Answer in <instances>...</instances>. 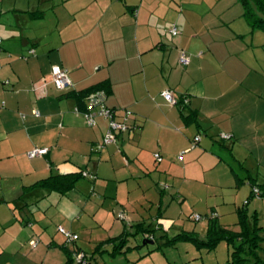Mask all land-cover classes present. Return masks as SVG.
I'll return each instance as SVG.
<instances>
[{"label": "crops", "instance_id": "0c3cea01", "mask_svg": "<svg viewBox=\"0 0 264 264\" xmlns=\"http://www.w3.org/2000/svg\"><path fill=\"white\" fill-rule=\"evenodd\" d=\"M0 42V264H19L33 236L45 244L35 251L42 264H65L63 238L51 228L89 232L97 247L126 234L119 214L131 227L145 225L139 208L149 199L133 181H153L154 171L172 184L214 188L216 220L226 229L238 225V209L249 215V205L264 203L251 198L252 185L264 184V33L250 28L236 0H0ZM55 65L68 71L70 90L55 88ZM101 83L117 119L130 112V129L97 152L108 121L89 127L74 110L85 106L77 95ZM163 90L179 104L169 106ZM33 149L47 153L29 158ZM79 172L93 178L82 176L64 196L37 189L19 200L41 179ZM160 193L157 218L172 220ZM254 210L264 227V206ZM74 245L67 250H82ZM133 258L120 261L150 263Z\"/></svg>", "mask_w": 264, "mask_h": 264}, {"label": "rangeland", "instance_id": "374dc122", "mask_svg": "<svg viewBox=\"0 0 264 264\" xmlns=\"http://www.w3.org/2000/svg\"><path fill=\"white\" fill-rule=\"evenodd\" d=\"M236 3L237 5L240 4L241 7H243V5L239 0H236ZM253 30L261 31L257 29H253ZM152 174L155 180L150 181L151 179H149V176H142V179L134 180L133 182L135 183L133 184H135L136 186L135 191L139 197L149 199V200H141L143 201L142 203L145 204V209L139 208V210L144 213V218H145L144 226L145 227L149 226L151 229L154 230L153 236L155 237L156 242H154L153 244L143 245L144 242V238H143L144 236H142L143 233L139 232L136 234L135 227H131L130 220L126 216L124 223L126 225L125 233L127 234V242H126V246L123 248V252L126 251L128 248L127 253L129 254L125 255L123 253H120L119 255L122 254L125 257L119 258L117 254L113 256L116 257L115 259H113L111 258L108 252H104L102 254H98L99 262L103 263L104 261L105 264H120L121 263L120 259L126 261L127 258L131 259L133 255L134 257L133 261L138 260L137 263L144 260H147L146 262L150 261V263L147 264H181L186 262L188 264H227L228 259L230 260V253H229V250L231 251L230 246H228L226 242L218 243L214 245V247L212 248L207 244L206 223L211 217H214V214H216L217 216V213L215 212V208L217 205H221V202H219L220 200H215V194L217 193V191L214 188H209V187H207L206 189L205 188L196 189L195 185L184 184L183 181L180 179L175 180V183L172 184L171 181L165 182V178L161 176V173L154 171ZM158 177H162L163 181L160 180L161 182H158L157 180ZM87 181H90V179ZM157 182L159 183V185H157L158 184ZM149 185H151V187H149ZM166 185L169 186V189L167 188ZM180 187L183 188L182 191H185V194L178 193V189ZM161 191H166V194L163 196V202H164L163 208L164 209L167 208V212H165L166 214H164V218L172 219L169 221H165L164 219L157 218ZM243 201L245 200H238V202H240L239 206L243 204ZM151 202H153L154 204H151ZM169 202H171V204H169ZM244 204L248 205V202L245 201ZM259 206L260 207L264 206V203H258V205L256 206L249 205V211L252 212L249 213L250 217H252L255 214L254 212L255 207L257 208ZM14 207H15V211L18 214H21V210L18 209L15 205ZM212 208H214V210H212ZM262 214L264 215L263 211ZM197 216H201L202 219L196 220ZM230 216L231 215H227V221H230ZM233 217L235 219L233 221L238 223L239 222L238 215L234 214ZM250 220L252 219L250 218L249 221ZM76 222H79V220L77 219ZM224 223L226 222L224 221ZM259 225L260 224L258 222V226ZM261 225L264 226V221L261 222ZM228 229H230L231 231H238L239 225L236 224V226L234 227L232 226L231 228ZM53 230L57 232V233L55 232L54 235L59 233L58 227L57 228L55 227L54 229L51 228L49 232L51 233ZM27 231L29 232V229L23 232L20 236H24ZM183 231H188V232H183ZM181 232L187 235H191V234L194 235L199 240V242L190 239H183L182 237L179 236L180 234H182ZM60 236H62L63 243L65 244L66 238L62 234H60ZM92 236L93 234L91 235V233L89 232H85L83 235L79 234L78 240H76V245L82 248V250H80L81 252L89 255L94 252L96 248L95 247L96 244L95 242H93ZM32 240L37 242L36 249H32L29 241L27 244L29 247L23 249L20 254L26 260L21 258L19 255L18 258L21 259L19 264H42L41 257L39 258L35 257L36 256L35 251L41 249V247L45 244H43V242H41L40 239L36 236L35 237L33 236ZM115 243H111L110 245H114ZM69 245L72 247L75 246L73 243ZM45 248L48 249V247L46 246ZM112 248L113 246H109V252L113 250ZM136 248L139 249L137 250ZM155 248H158V250L152 253L153 255L152 258L149 255L144 257H141L139 255V253H147L151 250H154ZM147 249L149 250L147 251ZM58 250L61 249H59V247L55 248L54 246L51 249V251H56V252H58ZM263 254L264 252L260 251V255L264 256ZM73 258H75V255L73 256ZM53 260L55 261V258H53ZM76 263L77 262L74 260L73 264ZM127 264H133V262H128Z\"/></svg>", "mask_w": 264, "mask_h": 264}, {"label": "trees", "instance_id": "16d2710c", "mask_svg": "<svg viewBox=\"0 0 264 264\" xmlns=\"http://www.w3.org/2000/svg\"><path fill=\"white\" fill-rule=\"evenodd\" d=\"M239 1L243 5L244 17L252 30L258 29L264 32V0ZM97 90H105L109 92L108 83H101L84 93H80L77 95L78 101L84 104L86 96ZM84 108L85 106H83V110ZM82 173L83 172L56 175L41 179L31 186L25 187L23 190V195L19 198V200H23L24 195L37 189L45 190L48 193H56L58 196H64L75 187L76 183L82 178ZM255 189L258 192V196H256V193L254 192ZM255 197L264 198V184L259 187L252 185L251 198ZM237 215L239 218L238 231H231L222 227L216 220V217L210 218L207 221V244L212 248L218 243L226 242L231 249L230 264H264V256L260 255V251L264 252V227L258 226V216L254 214L252 217H250L245 208L238 209ZM250 218L252 220L249 221ZM134 227L136 234L141 232L143 235L149 234L153 236L154 230L149 226L145 227L143 223L136 224ZM179 236L183 239H190L199 242V240L192 234L187 235L182 233ZM148 241L151 240L144 239V242ZM126 242L127 234H125L123 237L102 242L95 248V251L92 254L89 255L85 253V255L87 256L88 262L90 264H101L98 261V256L96 255L97 253L102 254L104 252L103 247L106 244L115 243L112 248L113 250L109 253L110 256H115L122 252L123 248L126 246ZM152 242H156L154 236ZM158 248H155L154 250ZM64 250L66 253L65 264H73L75 260L73 256L80 252V249L76 247L74 250L68 251L65 245Z\"/></svg>", "mask_w": 264, "mask_h": 264}, {"label": "built area", "instance_id": "2783aa9c", "mask_svg": "<svg viewBox=\"0 0 264 264\" xmlns=\"http://www.w3.org/2000/svg\"><path fill=\"white\" fill-rule=\"evenodd\" d=\"M169 33L175 37L178 35V30L176 27H173L172 29L169 30ZM33 52L34 51L31 50L29 53L33 54ZM178 61H179V64L181 66L185 67L190 63V57L188 56V54L186 52L182 51L180 53ZM51 78H52V82H53L55 88L59 91L63 92V91L70 90L72 88V82L69 79L68 71L66 69L60 67V66L55 65V66L51 67ZM161 96L164 98V100L166 101V103L169 106H176L180 102L174 97L172 91H170V90H163L161 92ZM106 100H107L106 91L105 90H97V91H94V92H92L86 96L84 110H80L77 107L74 110L76 114H80L83 116L86 124L89 127H94L96 125V120L98 118H104L108 121L107 131L104 134L101 143H99L95 147V151H97V152H101L107 146L116 142L118 134L127 132L130 129V126L127 123L128 116H129L130 112H128V111L124 112L122 118L117 119L116 111L109 108L106 105ZM181 103L186 104L187 100L182 99ZM230 138H231V136L227 135V134L221 136L222 140H229ZM200 140H201V136H196L194 138L193 143H192V147H195L200 142ZM46 153H47L46 149H33L28 153V157L29 158H35L38 156H43ZM156 159L158 162H160L162 160L161 157H159V156H156ZM177 160L181 161L182 160L181 156H178ZM82 176H84V177L89 176L90 178H93V176L89 175L87 172H83ZM254 192L256 193V196H258L257 195L258 192L256 189L254 190ZM214 217H216V214H214ZM214 217H211V218H214ZM118 219L124 220L125 215L119 214ZM200 219H202L201 216L196 217V220H200ZM58 232L66 238L65 245L74 243V242H76V240H78V236L76 234H73L70 231H67L62 227H58ZM144 239H148V240L152 241L153 236H151L149 234H144ZM30 245H31L32 249H36L37 242L31 241ZM74 259L79 264H90L88 262V258L85 255V253H83L81 251L75 254Z\"/></svg>", "mask_w": 264, "mask_h": 264}, {"label": "water", "instance_id": "95a60500", "mask_svg": "<svg viewBox=\"0 0 264 264\" xmlns=\"http://www.w3.org/2000/svg\"><path fill=\"white\" fill-rule=\"evenodd\" d=\"M145 244H153V242L152 241L143 242V245H145Z\"/></svg>", "mask_w": 264, "mask_h": 264}]
</instances>
